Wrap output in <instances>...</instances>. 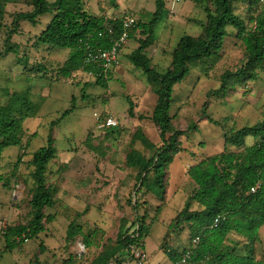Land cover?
<instances>
[{
    "label": "trees",
    "instance_id": "16d2710c",
    "mask_svg": "<svg viewBox=\"0 0 264 264\" xmlns=\"http://www.w3.org/2000/svg\"><path fill=\"white\" fill-rule=\"evenodd\" d=\"M188 1L204 11L205 21L201 22L198 35H180L172 48L170 63L163 70L152 63L146 49L155 43V30L165 18V0H155L154 11L147 13L146 19L136 20L132 28L130 37L135 36L138 30L140 38H137L138 45L127 54L128 60L142 71L156 97L151 114L147 117L138 114L137 117L140 120L147 118L158 129L159 145L149 142L142 126H137L130 132L124 163L128 168L136 169L134 201L131 198L127 201L135 215L132 220L130 217H123L115 240L106 239L100 252L88 264H126L134 260L132 248L144 250L146 238L150 234V222L147 223L145 214H142L141 207L146 200L141 196L153 195L158 202L155 211L162 209L170 179V165L182 150L181 137L185 130L172 128L174 115H171L170 109L173 88L190 76L194 62L199 65L198 71L208 76L221 61L224 40L229 35L241 41L245 53L243 63L234 72H223L218 88L207 92V100L202 105L198 120L189 126L196 128L198 121L204 118L218 125L222 129L223 149L192 159L186 175L192 182L193 189L182 208L167 224V230L172 234L187 228L189 244L181 251L167 245H163L162 249L172 264L181 261L186 255L181 264H263L261 259L255 257V252L256 244L261 241L260 228L264 225V115L253 124L245 122L240 127L234 124L227 126L224 123L228 118L215 120L207 113V103L208 98H224L234 92L238 83L244 86L245 91H250L259 73L264 72V1L246 0L244 16L237 13L236 3L245 0ZM8 2L9 0H0V35ZM22 4L28 10L13 14V27L0 46V57L9 53L22 54L25 56V69L30 74L42 71L41 76L48 77L46 73L50 72V79L55 81L88 71L90 67L83 62L88 47L109 48L111 35L108 30L113 28L114 35L119 34L122 30L121 18L125 15L106 17L93 14L87 9L85 0H22ZM111 4L112 7H117L116 0H111ZM45 15L50 17L45 27L35 36V45L43 44L49 49L68 51L63 63L57 64L55 68L42 61L28 66V47L11 43L10 38L20 28L21 21L36 25L38 18ZM111 73L108 72L106 78H84L86 81L83 88L93 85L107 88ZM13 100L16 102L9 100L10 103L0 105V170L5 149L16 148L19 162L25 156L23 153L27 148L21 129L32 108L29 92L26 91ZM71 100L70 107L58 119L77 109L73 96ZM128 102L127 114L134 117V104L130 99ZM104 118L100 115L95 120L102 139H108L112 133L120 135L122 130L119 125L99 127ZM58 119L51 122L45 145L31 153L33 170L29 174L32 185L28 189V217L19 223L6 224L0 230L5 251L9 252L26 244L24 237L31 242L37 240L47 233L45 223L55 218L46 210L56 203L57 186L49 182L48 169L58 156L54 135ZM92 133H88L84 143L89 150L95 151L96 146L92 140L95 135ZM248 136L252 137L250 145L245 143ZM137 142L151 149L152 153L146 155L136 149L134 144ZM10 176L14 181L20 180L28 185L27 178L18 174L16 164ZM2 181L0 173V182ZM251 187H255V192H250ZM216 218L218 221L214 223ZM96 233L97 229L84 232L75 220H71L66 227L64 240L68 244L80 236L87 248L94 245L92 238ZM41 243L40 250L44 249ZM73 257L75 256L70 254L66 264L74 262Z\"/></svg>",
    "mask_w": 264,
    "mask_h": 264
},
{
    "label": "rangeland",
    "instance_id": "374dc122",
    "mask_svg": "<svg viewBox=\"0 0 264 264\" xmlns=\"http://www.w3.org/2000/svg\"><path fill=\"white\" fill-rule=\"evenodd\" d=\"M85 3L87 9L96 15L120 17L132 14L137 20L146 19L147 13L155 9V0H116L115 8L112 7L111 0H85ZM245 5L246 0L236 3L239 15L244 16ZM165 7V18L155 30V43L146 49V54L160 70L169 65L172 48L180 35H198L201 31L200 24L205 21L204 11L191 1L178 0L173 3L171 0H165ZM6 10L7 14L1 24L0 46L13 27V14L28 9L22 4V0H9ZM49 17L50 15L40 16L36 25L21 21L17 32L11 34V43L27 45L29 40L35 43V36L45 27ZM228 30L232 31L230 28ZM132 38L134 40L125 47L120 57L119 69L111 73L105 89L94 85L84 89L83 83L87 77L79 72L62 81L51 80L50 72L46 73L48 77H42V71L30 74L31 72L25 69V56L22 54L9 53L0 57V105H6L10 101L15 103L13 98L26 91H30L29 99L34 100V106L28 112L30 114L23 121L21 129L23 141L27 143L23 153L25 156L17 162L19 152L17 153L16 148L11 147L3 151L0 170L3 176V181L0 182V230L6 224L19 223L28 217V189L32 185L29 174L33 170L30 163L31 153L45 145L51 122L70 107L72 96L77 105L75 111L58 119L59 123L54 126L58 156L57 160L50 163L48 180L57 186V195L55 205L46 212L55 218L45 223L46 234L9 252L4 250L0 234V264H66L70 254L75 256L71 264H88L100 252L106 239L115 240L123 217L133 219L135 213L127 201L130 198L134 201L136 169L128 168L124 163L129 134L137 126H142L149 142L157 145L159 136L158 129L147 118L140 120L137 117L138 114L146 117L151 114L156 97L142 71L128 60L127 54L138 45L140 32L135 33ZM222 52L221 61L208 76L199 72V65L194 62L190 76L173 88L170 109L171 115H174L172 128L183 129L185 132L181 137L182 150L170 165V179L166 190V198L170 203L162 215L161 210L155 211L158 202L153 195L141 196L146 200L145 205L141 207L142 214H145V221L150 222V234L144 246L148 259L132 260L129 264H172L162 246L167 245L181 251L189 244L187 228L172 234L167 230V224L182 208L190 194L192 182L187 177L186 170L192 159L223 149L222 129L207 118L198 121L196 128H189L198 120L202 105L207 100V92L220 85L223 72H234L243 63L244 47L235 36L229 35L224 40ZM65 57L66 49L49 50L46 45L40 44L30 51L28 66L42 61L55 68ZM253 85L254 88L247 92L244 86L238 83L235 91L224 98H208L207 113L215 120L228 118L224 123L227 126L234 124L240 127L245 122H257L261 119L257 108L263 105L264 110V72L259 73ZM252 89V95L256 94L257 99H249L248 94ZM44 93L48 94L45 105L39 97ZM56 96L58 100H55ZM129 99L134 104V117L127 114ZM22 111L25 112L24 109ZM94 114L103 117L113 114L118 117L121 134L112 133L108 139L103 140L100 130L96 129ZM89 132L95 135L92 138L96 146L95 151L89 150L84 143ZM245 143L250 145L252 137H246ZM134 145L146 155L152 153L151 149H147L140 142ZM15 164L18 174L27 178L28 185L20 180L14 181L10 176ZM154 216L156 218H153ZM71 220H75L86 233L97 229L92 238L93 246L84 247L80 236L66 244L65 231ZM259 233L261 241L256 244L255 257L261 259L264 264V225ZM40 242L44 247L42 250L39 248Z\"/></svg>",
    "mask_w": 264,
    "mask_h": 264
},
{
    "label": "built area",
    "instance_id": "2783aa9c",
    "mask_svg": "<svg viewBox=\"0 0 264 264\" xmlns=\"http://www.w3.org/2000/svg\"><path fill=\"white\" fill-rule=\"evenodd\" d=\"M173 3L178 0H171ZM264 1V0H261ZM136 17L132 14H125L121 18L122 30L119 34L114 35L113 28L108 30V34L111 35L110 47L106 49L102 48H89L84 57V65L89 66L88 71H82L81 74L84 77H87L89 80L94 78L102 77L106 78L108 72H112L120 63V54L123 48L128 44L131 37L132 28L136 23ZM138 32V30H137ZM96 119H99L97 114H94ZM119 125V118L113 114H109L104 118V120L99 124V127H116ZM250 192H255V187L250 188ZM218 219L216 218L214 223H217ZM1 223V222H0ZM24 242H27L28 239L24 237ZM196 240H194L195 242ZM132 256L134 260H146L147 255L144 250L140 248H132ZM187 256V255H186ZM186 256L184 258H186ZM184 258L181 261H178L174 264H181L184 262Z\"/></svg>",
    "mask_w": 264,
    "mask_h": 264
},
{
    "label": "crops",
    "instance_id": "0c3cea01",
    "mask_svg": "<svg viewBox=\"0 0 264 264\" xmlns=\"http://www.w3.org/2000/svg\"><path fill=\"white\" fill-rule=\"evenodd\" d=\"M107 17H109V16H107ZM132 40H134L132 37H131V39H130V41L128 42V44L132 41ZM128 44L125 46V47H127L128 46ZM28 45V46H27ZM26 46L28 47V49H29V52L32 50V48L33 47H35V48H37L40 44H38V45H35V43H31V41L29 40V43L27 44ZM125 47L123 48V50L121 51V54H120V57L122 56V54L124 53V49H125ZM135 48V47H134ZM47 49H49L48 48V46H47ZM54 49H59V48H54ZM50 50V49H49ZM62 50H65V49H62ZM48 54V51L46 52V55ZM67 54H68V51L66 50V57H67ZM66 57H65V59H66ZM30 63V62H29ZM46 63V62H45ZM63 63V62H62ZM59 64H61V63H59ZM48 65H50V64H48ZM57 65V64H56ZM117 69H119V66H117L113 71H115V70H117ZM112 71V72H113ZM55 84V83H54ZM253 88H254V86H253ZM254 91H253V89H252V91L248 94V97H249V99H257L258 98V96H256V94H255V96H253L252 95V93H253ZM29 95H30V91H29ZM40 97V100L42 101V102H44L43 103V105H45L46 104V102L48 101V99H47V97H48V94H46V93H44L43 94V96H39ZM58 96H56V99L55 100H58V98H57ZM30 101L32 102V108H33V106H34V103H33V98L32 99H30ZM264 102V101H263ZM262 107H263V105L261 106V107H259V108H257L258 109V112L260 113V115H261V117L264 115V110L262 109ZM110 111L111 112H114L113 110H111L110 109ZM29 114L30 113H28V116H29ZM27 116V117H28ZM31 117V116H30ZM31 118H35V116H33V117H31ZM26 125H28V124H26ZM27 132H28V130H27ZM192 162V161H191ZM191 162H190V164H191ZM188 177V176H187ZM191 183V182H190ZM191 189H193V184L191 183V188H190V192L192 191ZM186 200V199H185ZM155 201H157L156 199H155ZM168 203H170L169 201H167V198H166V200H165V203H164V206L162 207V209H161V213L160 214H162L163 215V210L166 208V206L168 205ZM145 243H146V241H145ZM126 264H129V262L128 263H126Z\"/></svg>",
    "mask_w": 264,
    "mask_h": 264
}]
</instances>
